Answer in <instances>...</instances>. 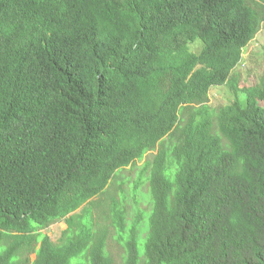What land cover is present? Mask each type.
<instances>
[{"label": "trees", "instance_id": "trees-1", "mask_svg": "<svg viewBox=\"0 0 264 264\" xmlns=\"http://www.w3.org/2000/svg\"><path fill=\"white\" fill-rule=\"evenodd\" d=\"M263 20L249 0H0V264H117L91 209L61 245L40 230L152 151L143 241L113 210L122 264H264V82L235 70ZM223 85L246 105L209 106Z\"/></svg>", "mask_w": 264, "mask_h": 264}, {"label": "rangeland", "instance_id": "rangeland-1", "mask_svg": "<svg viewBox=\"0 0 264 264\" xmlns=\"http://www.w3.org/2000/svg\"><path fill=\"white\" fill-rule=\"evenodd\" d=\"M249 1L264 18V3L259 0ZM201 48L202 43L199 41L191 43L189 46V50L194 54H199ZM235 70L241 74V84L244 87L259 85L264 82V20L261 22L255 38L243 49L241 62ZM208 98V105L213 108L231 105L235 100H239L243 106L246 105V94L242 92L235 94L226 85L212 87ZM156 152H148L143 160L137 161L135 165L119 170L104 192L66 218L40 230V233L47 236L53 244L61 245L64 243L63 234L68 229L67 219L72 217L77 220L84 214L86 209H91V217L95 223V228L107 234V247L110 249V255L115 263L122 264L123 257L126 254L122 243L118 242L117 230L113 227V210L115 206H118L125 211L126 235L130 227L137 223L136 233L139 240L143 241L149 228L152 196L149 193L147 182L142 183L136 191L134 187L144 163L153 160ZM31 259L34 260L35 255H32Z\"/></svg>", "mask_w": 264, "mask_h": 264}]
</instances>
